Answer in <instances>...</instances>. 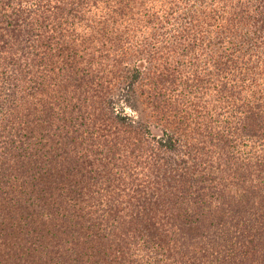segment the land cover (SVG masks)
I'll return each mask as SVG.
<instances>
[{
    "label": "trees",
    "instance_id": "obj_1",
    "mask_svg": "<svg viewBox=\"0 0 264 264\" xmlns=\"http://www.w3.org/2000/svg\"><path fill=\"white\" fill-rule=\"evenodd\" d=\"M0 264H264V0H0Z\"/></svg>",
    "mask_w": 264,
    "mask_h": 264
},
{
    "label": "rangeland",
    "instance_id": "obj_2",
    "mask_svg": "<svg viewBox=\"0 0 264 264\" xmlns=\"http://www.w3.org/2000/svg\"><path fill=\"white\" fill-rule=\"evenodd\" d=\"M126 113L131 115V116H136V114H134L133 112H131L130 110L126 109ZM152 134L158 135L160 134V132L158 130H156L155 128L151 129Z\"/></svg>",
    "mask_w": 264,
    "mask_h": 264
}]
</instances>
